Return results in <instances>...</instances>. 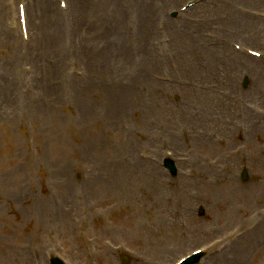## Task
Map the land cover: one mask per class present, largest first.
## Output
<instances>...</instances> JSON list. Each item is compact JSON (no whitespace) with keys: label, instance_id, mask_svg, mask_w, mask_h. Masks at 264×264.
Segmentation results:
<instances>
[{"label":"rangeland","instance_id":"1","mask_svg":"<svg viewBox=\"0 0 264 264\" xmlns=\"http://www.w3.org/2000/svg\"><path fill=\"white\" fill-rule=\"evenodd\" d=\"M20 1L31 5L27 41L18 1L0 0V28L11 25L14 32L9 38L0 32V73L7 65L9 84L22 86L19 98L0 92V264H13L10 254L36 242L42 264L50 254L68 264H102L95 259L101 247L112 264L119 253L130 264H175L211 244L208 252L215 255L206 264H264V124L255 127L258 141L251 135L238 144L259 162L248 169L247 184L238 163L220 167L235 138L245 139L239 133L254 131L251 105L264 107L252 100L257 86L264 89V59L244 63L232 55L233 43L264 51V0H197L206 2L199 13L181 12L190 0H85L79 13L72 4L60 10L58 0L44 10L35 5L39 0ZM78 14L88 19L87 38ZM220 41L231 50L221 54ZM75 72L84 80L73 84ZM102 74L103 108L94 113L103 120L84 126L69 116L76 127L66 147H56L59 132L47 128L49 141L37 154L36 110L61 96V104L79 108L83 96L75 85ZM242 76H249L248 90L239 87ZM10 107L15 114L5 111ZM168 154L182 167L175 181L161 166ZM154 178L159 187L166 182L154 195L163 215L157 222L145 209L149 193L138 183ZM192 180H208L206 189L198 188L204 218L196 212V194L188 195ZM142 229L153 245L138 239ZM158 236L167 241L162 249L155 248Z\"/></svg>","mask_w":264,"mask_h":264},{"label":"bare ground","instance_id":"2","mask_svg":"<svg viewBox=\"0 0 264 264\" xmlns=\"http://www.w3.org/2000/svg\"><path fill=\"white\" fill-rule=\"evenodd\" d=\"M2 29H3V27L0 28L1 35L3 37L7 36L9 38V34H7L5 31L3 32ZM19 49H20V47H19ZM19 56H21V51H19ZM241 60L244 63H250L249 59L242 58ZM8 69H9V67L7 65H5L2 68V71L0 73V92L7 93L9 95V97H11L12 92H15L16 97L19 98L21 96V91H22L21 82L15 80V85H10L9 84L10 81L8 80V76H7V74L9 73ZM263 74H264V72H263ZM252 94L255 97L258 94H260L262 96V98L264 99V89L262 87H260V86H257L255 91H254V93H252ZM62 99H63V97L57 99L58 106H60V104L62 102L61 101ZM4 106L5 107L14 106V103L7 102V103H4ZM5 111L7 113H10V114H15V112H16L11 107L10 108H6ZM138 183H139L140 186H142V188H144L149 193L150 201H149V204H147V206L145 207V209H146L147 212H149V214L151 215V218L155 222H157L161 217H163V215L161 214V212L159 210V205L160 204H159V202L157 200V197L154 196L156 193L159 194V192H160L159 185L156 184V181H153V180H140ZM238 200L241 201V200H243V198L240 199V197H238ZM225 214L228 215V216H231L233 213H232V211H226ZM126 215H127L126 217L128 219H130V213L126 212ZM159 221H161V220H159ZM136 235H137V237L140 240H147V234L142 232V231H137ZM17 258H18V261L21 262L22 264H28V262H26V259L21 258L20 256L17 257ZM104 258L106 259L107 264H110L109 260L105 256H104Z\"/></svg>","mask_w":264,"mask_h":264}]
</instances>
